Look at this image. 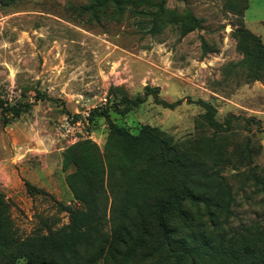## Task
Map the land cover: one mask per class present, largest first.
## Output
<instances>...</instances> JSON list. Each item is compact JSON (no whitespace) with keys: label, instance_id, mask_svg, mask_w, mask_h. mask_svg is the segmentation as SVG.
I'll return each mask as SVG.
<instances>
[{"label":"rangeland","instance_id":"1","mask_svg":"<svg viewBox=\"0 0 264 264\" xmlns=\"http://www.w3.org/2000/svg\"><path fill=\"white\" fill-rule=\"evenodd\" d=\"M89 1L0 0V99L7 107L33 104L8 124L0 111V191L10 204L19 237L46 233L55 223V228L68 224L64 207L73 197L57 150L69 143L58 135L57 126L66 116L83 120L89 115V139L103 150L109 126L90 117L108 106L111 87H124L131 97L143 95L147 86L158 87L160 99L182 100L170 110L150 96L129 114L111 112V118L133 134L144 125L158 128L191 153H201L204 139L212 135L196 102L214 105L220 122L230 114L241 117L228 135L223 167L235 195L234 217L226 229H264V185L247 180L248 172L238 175L245 171L241 156L249 146L252 166H258L256 175L264 183V79L246 80L238 66L243 54L233 36L245 26L264 43V0H246L241 21L225 12L220 0H168L170 9H188L203 20L202 29L184 38L175 27L161 36H143L136 20L93 22L78 12ZM38 92L50 100L36 101ZM244 119L256 123L248 125ZM26 182L46 194L31 195ZM110 235L108 225L97 251L107 249ZM157 239L154 234L146 241L138 261L153 262ZM131 246L128 241L118 247L117 261Z\"/></svg>","mask_w":264,"mask_h":264},{"label":"trees","instance_id":"2","mask_svg":"<svg viewBox=\"0 0 264 264\" xmlns=\"http://www.w3.org/2000/svg\"><path fill=\"white\" fill-rule=\"evenodd\" d=\"M228 14L241 18L246 0H220ZM93 22L123 23L136 20L143 36H161L169 27L180 37L202 29L203 20L192 11L168 7V0H90L78 9ZM243 54L238 66L248 82L264 79V43L245 26L233 32ZM160 88L145 87L144 94L131 97L124 87H111L106 108L92 112L90 121L102 118L108 136L102 150L91 139L65 148L62 171L73 197L69 222L60 228L46 227L21 239L11 218V207L0 191V264H264V229L260 226L229 232L226 226L234 217L233 187L223 175L229 133L241 117L228 115L217 120V108L202 100V124L212 132L204 139L201 153L182 150L165 132L144 125L138 133L115 123L111 112L129 114L152 96L156 104L174 110L183 101L168 103L160 99ZM50 100L37 93L36 101ZM190 103L193 101L189 100ZM32 103L7 107L0 99L5 124L29 112ZM248 125L256 121L244 119ZM245 171L238 173L264 185L256 175L249 146L242 152ZM27 191L46 194L30 183ZM74 204L75 206H72ZM110 225L107 249L96 250ZM44 230V229H43ZM157 235L152 250L153 262L138 261V252L147 240ZM132 242L117 261L118 247ZM121 255V254H120Z\"/></svg>","mask_w":264,"mask_h":264},{"label":"built area","instance_id":"3","mask_svg":"<svg viewBox=\"0 0 264 264\" xmlns=\"http://www.w3.org/2000/svg\"><path fill=\"white\" fill-rule=\"evenodd\" d=\"M89 115L83 120H75L73 117H64L57 126L59 136L68 140L69 146L80 140L89 139L90 135L87 128L90 126Z\"/></svg>","mask_w":264,"mask_h":264},{"label":"crops","instance_id":"4","mask_svg":"<svg viewBox=\"0 0 264 264\" xmlns=\"http://www.w3.org/2000/svg\"><path fill=\"white\" fill-rule=\"evenodd\" d=\"M64 150H65L64 148H61V149H58V150H57V151H58V154H57V155H58V156L60 157V159H61V160H60V161H61V164H62V153L64 152Z\"/></svg>","mask_w":264,"mask_h":264}]
</instances>
